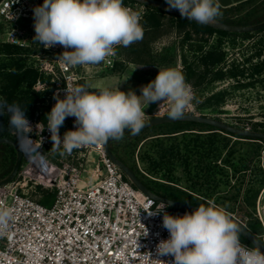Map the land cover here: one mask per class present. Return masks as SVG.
I'll return each mask as SVG.
<instances>
[{
  "label": "built area",
  "instance_id": "1",
  "mask_svg": "<svg viewBox=\"0 0 264 264\" xmlns=\"http://www.w3.org/2000/svg\"><path fill=\"white\" fill-rule=\"evenodd\" d=\"M40 3L41 0H2L0 28L4 42L27 51L26 55L38 71L33 88L46 94L43 104L48 113L56 103L53 94L59 92L63 98L67 86H80L92 65L68 67L58 60L65 51L63 47L44 48L32 41L35 35L32 9ZM119 47L115 48L114 56L100 63V68L113 70L117 63L124 62L118 55ZM224 49L227 54L220 68L226 71L233 61H242L244 66V57L237 48L227 43ZM178 69H182L181 61ZM232 82L233 78L222 80L219 88H228ZM191 89L195 97L194 87L191 86ZM256 90L261 92V87L257 86ZM246 91L243 89V93ZM230 102L222 109L231 113L220 114L218 120L256 130L248 124V114L235 113L233 108L239 103ZM262 103L263 117L255 118L253 122L263 123L264 132V88ZM195 107L194 99L185 114L202 115L195 111ZM256 110L253 114L258 115ZM168 112L167 103L160 109L155 104L152 111L145 112V119L163 117ZM28 119L33 126L29 135L39 154L31 152L30 146H26L30 153L26 167L21 165L16 178L0 187V211H9L12 217L8 234L0 237V264H152L149 252L154 254L156 244L160 239H167L169 233L161 227L162 214L149 217L145 210L154 209L161 202L148 197L126 179L121 169L108 157L104 143L60 156L50 150L52 142L47 128L43 132L35 128L45 119L43 109H38L35 116ZM68 130H74V117L66 118L60 128L61 137ZM12 134L16 135L14 131ZM29 183L55 190L52 205L45 206L29 196L24 191ZM261 199L262 196L254 216L261 226L258 238L264 244V204ZM166 210L172 215L186 213L169 206Z\"/></svg>",
  "mask_w": 264,
  "mask_h": 264
},
{
  "label": "clouds",
  "instance_id": "2",
  "mask_svg": "<svg viewBox=\"0 0 264 264\" xmlns=\"http://www.w3.org/2000/svg\"><path fill=\"white\" fill-rule=\"evenodd\" d=\"M165 3L168 11L177 10L182 18L203 25L216 23L222 17L219 0H165ZM32 11L35 31L32 41L44 48L63 47L65 51L58 60L68 67L98 65L114 56L117 46L126 48L143 38L140 13L124 6L123 0H43ZM64 91L63 98L59 92L53 94L56 103L45 114L44 121L35 125L40 132L47 128L52 142L50 150L60 156L109 139L119 141L125 130L138 135L147 123L144 110L150 104H158L160 109L167 103L169 117L178 119L195 99L184 76L170 68L159 69L153 80L140 86V95L131 88L121 91L119 84L115 90L87 83L69 85ZM5 114L21 149L27 151L26 146H30L31 152L39 154L29 135L33 126L26 109L0 97V116ZM69 117H74V130L61 137L60 128ZM167 207L161 202L154 209L145 210L149 217L162 214L161 227L169 233L167 239L156 244L154 254L149 252L152 264H264L261 251L264 244L256 241L252 247L243 244L242 227L213 201L183 215L169 214ZM11 219L9 211H0V237L8 234Z\"/></svg>",
  "mask_w": 264,
  "mask_h": 264
},
{
  "label": "trees",
  "instance_id": "3",
  "mask_svg": "<svg viewBox=\"0 0 264 264\" xmlns=\"http://www.w3.org/2000/svg\"><path fill=\"white\" fill-rule=\"evenodd\" d=\"M123 4L127 6L137 3L123 0ZM137 5L145 7L146 10L140 20L143 28L142 42L149 31H156L165 24V18H169L170 24L180 34L181 39L178 44L149 55V64L156 67L170 66L177 61L181 52L182 69L178 72L184 76L186 83L195 88L196 99L199 102L198 109L201 112L219 111L220 106L233 95V92L226 89L215 92L218 81L229 77L246 76V69H241L236 64L226 72L220 68L225 60L224 46L227 43L235 45L238 39L246 40L261 35L255 42L258 48L256 47L255 53L246 58L245 63L251 64L247 68L251 77L264 74V60L251 63L252 59L262 54L264 29L245 34L230 33L215 30L158 8ZM248 5H252V9L244 15L239 14V11ZM221 12L222 17L218 20L223 23L238 26L255 24L264 20V0H246L231 7H221ZM193 33L202 36L193 39ZM212 36L214 40H210ZM2 39L3 30L0 28V97L6 98L9 103L16 102L26 109L27 118L34 117L38 109H43L45 115L47 108L43 103L46 94L36 92L33 88L38 78V71L26 55L27 51ZM133 46L134 43L129 47L121 48L119 52L122 54L132 52L135 50ZM189 52H191L190 57ZM129 61L136 62V59L131 58ZM121 63L123 62L117 63L112 71L120 66V69L124 70L126 66ZM248 84L252 82L246 85ZM256 127L255 124V129ZM12 131L14 130L9 126V116L7 114L0 116V138H11L19 144L17 136L13 135ZM122 140L126 143L122 144L124 142ZM121 144L125 145L123 150H120ZM263 144L264 140H243L205 124L173 122L141 130L138 135L126 133L123 139L112 142L111 150L137 174L147 188L155 191L156 194L197 206L207 205V198L214 199L217 196L216 205L223 207L228 213L236 212L239 216L237 218L259 237L261 226L253 212L256 196L264 187V170L260 167ZM22 151L24 162L30 153L26 150ZM136 153L143 164V169L137 167ZM222 157L223 165L220 166L218 161ZM15 160L14 147L0 143V179L11 172ZM256 161H258L256 168L259 171V179H254L242 196L244 178L235 185L231 184V178L239 172L246 174L251 170V163ZM223 191L226 195L222 194ZM38 192L42 196L39 202L51 206L55 190L45 191L39 187ZM241 242L252 247L242 235Z\"/></svg>",
  "mask_w": 264,
  "mask_h": 264
},
{
  "label": "rangeland",
  "instance_id": "4",
  "mask_svg": "<svg viewBox=\"0 0 264 264\" xmlns=\"http://www.w3.org/2000/svg\"><path fill=\"white\" fill-rule=\"evenodd\" d=\"M42 1L43 0H41V2ZM40 5H41V3H40ZM126 7H129L131 9H133L134 11L139 12L141 18L145 14V11H146L145 7L137 5V4H128ZM252 7H253L252 5L251 6L250 5L245 6L241 11H239V14H242V15L246 14L248 11H250L252 9ZM164 21H165V24L162 27H160L156 31H149L148 32V34L146 35V37L144 39V42H142L143 41V39H142L141 41L134 43L133 47L135 50H133L132 52H128L125 54L120 53L119 50L121 48H123V46H120L117 49L118 55L124 59V62L121 63V64H124L126 66L124 68V70L120 69L121 66L119 68H117V70L112 71V70L100 68V64L92 65L90 72L85 74L83 85H85L87 83H92V84H96V85L101 86V87H111L113 90H115L116 86L119 84V88L121 91L127 92L131 88V89L135 90L137 95H140V86L145 85L148 82H150L151 80H153L157 76L159 69L163 70V69L170 68V69H174V70L178 71L179 70L178 69L179 61H181L180 60L181 52H179V56L177 57V61L174 64H171L170 66L156 67V66H151L149 64V62H150L149 55L159 53L164 48H169L173 44H178L180 39H181V36L178 33V31L176 30V28H174V26H172L170 24L169 18H165ZM201 36L202 35H200V34L196 35L195 33H193L192 38L193 39H199ZM260 36L261 35H257V36L252 37V39L250 38L251 41H249V39H246V40H239L238 39L237 43L235 45H231V44H229V45L231 47L238 49V52L241 54L242 58L244 57V62H245L246 58L250 57L253 53H255L256 47L258 48V46H256V43L254 41H257L260 38ZM2 40H4V36H3ZM210 40H214V36H212L210 38ZM250 42H254V43H250ZM185 50L187 51L188 49L185 47ZM224 51H225V49H224ZM225 53L227 54L226 51H225ZM190 55H191V52L188 53L189 57H190ZM131 58L136 59V62H130L129 60ZM257 61H263V51L259 57H255L254 59H252L251 63H255ZM233 64L239 65L241 69H246V76H244V77H241V76L229 77V78H233L234 82H232L228 88L225 87L224 89L233 92V95L231 97H229L225 101V103L220 106L219 111L214 112V113H212V112H201L198 109V103L199 102L196 99V91H195V104H196V107H195L196 110L195 111L201 113L204 116H208V117H212V118L217 117V119H218L220 114L231 113L230 110H223L222 109V107L226 103H228L229 101H231L230 103L235 102V105H237L239 103L238 107L234 106V108H233L235 113L239 112V113L248 114L249 116L246 117V120L250 119V122L248 124L250 126H252L253 129H255V124H256L257 125L256 130H261V129H263V123L262 124L261 123H254L253 119L263 117V103L262 102H263L264 74L262 76L251 77L249 75L250 70L247 69V68H249V66L251 64L250 63H244V66H242V64H243L242 61H237V62L233 61L230 65V67L227 68L226 71L232 69L234 67ZM223 71H225V70H223ZM225 79H228V78H225ZM225 79H223V80H225ZM221 81L222 80H220L216 83V86L214 89L215 92L218 90H223V89L219 88ZM243 81L246 83H244ZM250 82H252V84L246 85L247 83H250ZM257 86L261 87V90H260L261 92L256 90ZM243 89H247V91L243 93ZM255 100H257L256 103H254ZM245 105H247V106L242 107ZM153 106H154V104H150L147 108H145L144 111L146 113L152 111L154 109ZM255 108L257 109L256 113H258V115L253 114V111ZM239 126L242 127L241 125H239ZM122 141H124V142H122V144L126 143L125 140H122ZM122 144H121L120 150H123V148L125 147V145H122ZM262 147H263V155L261 156L260 167L262 168V170H264V144L262 145ZM138 150H139V148H138ZM29 159H30V156H28L27 160H25L22 163L23 167H26V164H27ZM222 160H223V157L221 158V160L218 161V164L220 166L223 165ZM235 162L238 163L237 160H235ZM136 164H137V167L139 169H143V164L137 158V153H136ZM251 164H252L251 170L248 171L246 174L239 172V173H236L235 176L231 178V184L232 185H235V184L241 182L244 178L242 196L245 194L246 189L249 188V185L251 184V182L254 179H256V180L259 179V176H258L259 171H257V168H256V166H258V161L252 162ZM230 175L231 176L233 175L232 170L230 171ZM146 184H148L147 181H146ZM182 186H183V184H182ZM39 187H41V186L35 185L33 183H29L28 186L24 188V191L26 193H28V195L31 196L32 198L40 200L42 196L38 192ZM155 189H157V188H155ZM41 190L48 191L47 189H44L42 187H41ZM157 190H160V189H157ZM263 190H264V187H262L260 189L259 193L256 196L255 208L257 206V202H258L260 196H262L261 201H262V204H264ZM222 194L226 195V192L223 191ZM216 197L217 196H215L214 199L207 198L206 201L207 202L213 201L214 203H216V201H215ZM254 212H255V209H254ZM254 212H253V214H254ZM229 214L231 216L233 215L236 219H238L237 217H239L236 212L235 213H229ZM238 220H240V219H238Z\"/></svg>",
  "mask_w": 264,
  "mask_h": 264
},
{
  "label": "water",
  "instance_id": "5",
  "mask_svg": "<svg viewBox=\"0 0 264 264\" xmlns=\"http://www.w3.org/2000/svg\"><path fill=\"white\" fill-rule=\"evenodd\" d=\"M2 0H0L1 2ZM133 2H136L137 4L141 5H146L154 8L161 9L169 14L180 16V13L177 10H172L168 11L167 10V5L165 3V0H130ZM194 21V20H191ZM195 22V21H194ZM197 23V22H196ZM203 25V24H202ZM210 28H213L215 30H221L225 32H230V33H237V34H245V33H253L257 32L259 30L264 29V20L255 24L251 25H231V24H226L221 21H217L216 23L213 24H208L205 25ZM147 123L144 126V129L161 125V124H166V123H173V122H192V123H199V124H205L212 126L216 128L220 132H226L228 134H231L232 136L239 137L240 139L246 140H257V141H263L264 140V132L263 131H256V130H247L239 127L232 126L228 123H225L221 120L204 116V115H196V114H184L183 117L174 119L169 117V115L163 116V117H154L146 120ZM128 133L127 130H125V134ZM124 134V135H125ZM114 140L109 139L108 142L104 143V148L105 151L108 155V157L121 169L123 172L124 176L126 179H128L134 187H136L139 191L142 193L146 194L148 197L153 198L157 202H163L169 207L173 209H178V210H183L186 212H191L193 211L197 205H191V204H186V203H181L178 201L171 200L169 198L160 196L153 191H151L147 186L141 181V179L137 176V174L124 162H122L111 150V144ZM0 143H6L14 147L16 151V160L14 163V166L11 170V172L0 179V187L10 183L13 181L22 165L23 162V151L19 144H17L14 140L11 138H0ZM233 221L238 223L242 227V236L251 244L253 245V241H256L260 244H263L262 241L255 235L253 234L245 224L240 222L238 219L235 217L231 216ZM261 251L264 252V246H262Z\"/></svg>",
  "mask_w": 264,
  "mask_h": 264
},
{
  "label": "crops",
  "instance_id": "6",
  "mask_svg": "<svg viewBox=\"0 0 264 264\" xmlns=\"http://www.w3.org/2000/svg\"><path fill=\"white\" fill-rule=\"evenodd\" d=\"M244 1H246V0H219V3L221 5V7L226 8V7L234 6V5L239 4L241 2H244ZM83 81L81 82V85H83ZM154 106H155V104H154ZM154 106H153V108H154Z\"/></svg>",
  "mask_w": 264,
  "mask_h": 264
},
{
  "label": "flooded vegetation",
  "instance_id": "7",
  "mask_svg": "<svg viewBox=\"0 0 264 264\" xmlns=\"http://www.w3.org/2000/svg\"><path fill=\"white\" fill-rule=\"evenodd\" d=\"M263 21V20H262ZM261 22V21H260ZM258 23V22H257ZM251 25V24H249ZM252 39V38H251ZM251 39H249V41H251ZM256 42V41H254ZM254 42H250V43H254ZM263 60H264V43H263ZM154 193H156L155 191H153ZM175 201V200H174ZM182 203V202H181ZM187 204V203H186Z\"/></svg>",
  "mask_w": 264,
  "mask_h": 264
}]
</instances>
